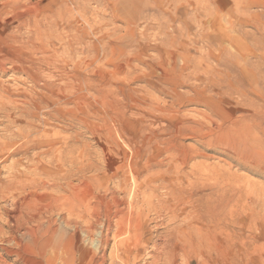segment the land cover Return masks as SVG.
Instances as JSON below:
<instances>
[{
	"label": "rangeland",
	"instance_id": "374dc122",
	"mask_svg": "<svg viewBox=\"0 0 264 264\" xmlns=\"http://www.w3.org/2000/svg\"><path fill=\"white\" fill-rule=\"evenodd\" d=\"M0 148L96 164L82 264H264V0H0Z\"/></svg>",
	"mask_w": 264,
	"mask_h": 264
},
{
	"label": "bare ground",
	"instance_id": "6f19581e",
	"mask_svg": "<svg viewBox=\"0 0 264 264\" xmlns=\"http://www.w3.org/2000/svg\"><path fill=\"white\" fill-rule=\"evenodd\" d=\"M5 69L2 62L1 70L5 72ZM57 148V153L50 151V154H38L37 158H27L24 170L15 171L19 164L13 163L14 171L0 180V203L10 198L16 203V209L8 211L6 223H1L0 213V244L7 246L8 255L15 256L20 264H82L85 248L81 234L86 227L87 231L94 232L98 223L95 190L89 202L76 194L83 187L82 181L76 182L86 172L96 173V164L83 165L74 157V151L64 153ZM44 162L50 165V170L44 167ZM55 216L66 232L61 231L63 228L57 225ZM0 264H7V259Z\"/></svg>",
	"mask_w": 264,
	"mask_h": 264
}]
</instances>
